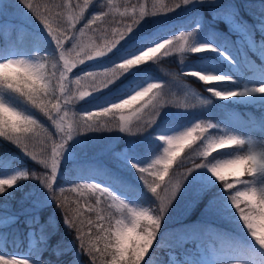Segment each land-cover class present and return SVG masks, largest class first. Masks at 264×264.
<instances>
[{"label": "trees", "instance_id": "trees-1", "mask_svg": "<svg viewBox=\"0 0 264 264\" xmlns=\"http://www.w3.org/2000/svg\"><path fill=\"white\" fill-rule=\"evenodd\" d=\"M17 1L21 3L20 0ZM173 2L174 0H111V6L105 7L109 4V0H89L88 6L84 7V11L77 21L82 26L87 24L88 20L101 10L109 13L87 27L92 30L94 40L102 44L105 39L111 38L113 29L119 30L124 23L131 22V10L133 8L138 13L140 6H144L146 10L151 12L157 11L160 3L171 6ZM33 3L39 5L41 11L51 8L52 13L59 14L58 16L54 15L53 18L56 23L53 25L62 23L68 11L72 8L75 9L74 5L84 6V0H33ZM153 4L157 5L156 9L153 8ZM57 5H63V7H56ZM4 7L8 12L13 8L9 0L4 1ZM218 7L232 11L237 21L214 14L212 10ZM28 10L35 16L30 9ZM78 10L80 9L78 8ZM198 12L203 17V23L208 25L210 30L217 35L219 45L209 44L212 45V48L203 52H185L184 54L161 57L156 64V72L168 79L194 85L206 96L198 101L205 104L203 101L207 100L208 103L206 104L211 106L212 119L208 121L218 124L219 127L205 129L203 133L199 130L195 135L198 136V139L190 146L185 147V149L195 148L196 154L184 156V151L179 153L170 166L168 174L176 166V168L179 167L187 172L196 163L211 164L216 163L218 160L221 172L225 175V181L219 182L209 168L193 169L192 172L200 170L207 181L202 184L198 191L182 197L183 203L178 209H170L166 217L163 215L156 239L151 246L153 248L150 247L151 249H149L141 264H144V261H147V264H170L167 251L171 249L189 253L190 251L187 249L188 239H182L180 236H195V241L200 236H204L205 238H214L218 243L219 237H225L230 245L227 247L236 246L240 243L241 239L239 237L241 236L244 238L251 237L246 225L243 224L242 218L239 217V211L231 204L229 197L235 195L237 191H244L242 182H251V186L257 188L264 187L262 174L257 173L253 176L245 174L236 177L228 172L226 164V161L234 159L236 155H244L249 150L255 151L247 133L262 123L264 101L254 100L253 92L229 98H218L212 91H208L212 88L244 90L250 88L247 83L257 74H264V60L260 57V51L264 48V0H205L204 3H199L196 0V2L188 6H182L166 15L158 13L154 17H146L129 35L130 38L126 42L121 41L118 48L110 53L108 59L118 61L121 58V53L132 48L140 41L150 40L156 33H158V39H160L179 30L180 26L192 25L198 19ZM29 19L34 26L39 27L42 25V28H44L38 17H29ZM181 32L186 33V31ZM16 38L18 37L15 34L9 40H5L3 36L0 37V54L2 56L6 55L9 48L18 45L17 41L13 40ZM239 39L243 41L242 47L238 42ZM230 42L236 45V60L234 61H230L225 52L230 47ZM195 44L201 43L195 42ZM25 46L30 50L33 45L30 41L25 40ZM210 58L218 59L230 70V75L227 76L230 79L206 83L201 82L193 75L183 76L179 80L173 78L178 73L194 71L186 68L184 64L203 63ZM145 66L146 64L141 65L139 68L145 69ZM5 95L8 98L12 97V94L7 90ZM140 103H134L133 108H138ZM185 108L190 109L189 107ZM176 109H179L177 114L174 112L175 109H168L167 113L171 115L168 116L169 120L164 121L165 124L174 123L182 118L185 119L186 112H183L180 108ZM205 109L210 111V108ZM202 127H205V123ZM158 129H153L146 135L147 141L141 146L142 150H146L145 143H147L145 145L151 147L155 145L154 143L159 144L162 142L163 144L164 141L161 139V135L159 136L158 131H156ZM226 131L230 134L240 135L245 139V145L232 146V148L238 150L228 147L225 149H210L207 157L198 154L203 151L201 141L204 137L218 139ZM122 144L127 145L126 142L120 141L117 146L119 147ZM218 152L225 154L217 155ZM3 161L11 165H28V171L37 174L39 172L31 168L33 162L27 156L13 153L11 142L0 137V171L5 165ZM65 163L59 171L57 181L60 187L56 190L57 195L66 200L65 207H61L59 202L54 200L52 196L50 198V193H48L49 204L45 201L44 207L39 209L37 216L25 214L23 207L20 208L19 200L25 194L34 192L35 182L39 179L33 177L21 178L18 183L19 190L15 193H13L12 187H8L6 191L0 193V255L18 257L25 255L24 257L29 259L30 264H89L91 258L86 254V251L81 250L76 228L65 223V208L72 210L71 214L74 216L77 227L85 234V238L87 239L90 236L92 243L99 248L105 246V240L98 239V237L107 235L108 221L105 220L99 225V227L106 229L104 232H100L96 225L97 215L111 216L112 229L114 230V221L116 218H120V214L116 211L119 205L113 202L110 197L103 196L99 206H97L95 199L97 194L93 189L84 188L83 185L86 184L97 183L105 186L120 198L125 199L130 208L134 207L137 210L148 209L150 213L155 214V209L160 204V200L148 190L147 184L142 182V176L138 168L134 166L137 164L133 161L130 163V160L122 155H114L108 163L89 162L88 160L73 158L66 160ZM223 183H230L232 188H223ZM144 185L146 187H143ZM61 188L64 189L62 193L59 191ZM240 205L245 213L251 211L255 230L260 233L264 232V205L254 207L244 197L240 198ZM90 206L94 209L93 211H88ZM77 208L80 210L78 214ZM1 217L5 218L2 219ZM89 221H92L91 225H89ZM2 222H10V224L3 225ZM146 223V221H141V227ZM40 226H42V236L39 232ZM259 228L262 230H259ZM172 236H177L183 242H180L179 239L174 240L172 238L171 240ZM110 259V256H106L105 262L110 261ZM97 264H101V262L97 261ZM178 264L189 263L184 261Z\"/></svg>", "mask_w": 264, "mask_h": 264}, {"label": "snow or ice", "instance_id": "snow-or-ice-1", "mask_svg": "<svg viewBox=\"0 0 264 264\" xmlns=\"http://www.w3.org/2000/svg\"><path fill=\"white\" fill-rule=\"evenodd\" d=\"M20 2L39 18L51 39L52 50L41 52L42 54L30 56L27 59H18L16 58L18 56H16L6 57L0 61V137L20 147L30 158L36 160L38 164L43 166L45 171L41 174H37L28 170H21L9 177L0 178V193L6 191V188L15 185L18 179L33 177L41 181L44 187L49 190L53 199L58 201L61 207H65L66 200L61 199V197L57 195L54 182L57 181L59 165L67 141L78 132L98 130L101 127L105 128L106 124L101 118L107 117L109 114L115 116L118 112L121 114L119 115V122L116 127L122 131L132 132V119L130 116L123 115L125 109L132 110L133 114L137 116V119L140 118V113L143 112L146 117L143 130H146V128L150 127L156 121L163 107L161 93L166 86L159 82L148 83L146 86L139 87L138 90L127 95L126 98L119 102L111 103L100 109H95V111L84 112L79 120L73 119L72 122L65 127L64 120L68 116V112L65 109L68 105L74 103L76 100L88 97L92 92L108 87L126 74L130 75L141 65H145L149 62H158L161 57H169L173 52H178L180 54L185 52H203L212 48V45L194 43V34L197 28H199V24H197L191 32H180L178 37L173 35L171 38L158 39V33H156L150 40L140 41L136 45H133L132 48L121 53V58L113 62L110 66L99 71L84 72L83 76H76L75 84L77 86V91L73 92L71 88L72 82L68 80V76L70 73H73V69L77 68V64H83L85 60H91L110 54L113 50L118 48L121 41H124L133 33L146 17H154L158 13L166 15L182 6H188L196 2V0H174L171 6L160 3L158 10L151 12L146 10L144 6H140L138 13L136 9L133 8L131 10V22L124 23L119 30L113 29L111 38L105 39L102 44L90 45L87 50L81 48L80 53H77L75 62H70L66 59L65 42L76 40L75 34L69 37L68 32L75 27L72 21L77 19V17L69 15L68 26L66 28L62 29L59 24L53 27V24L56 23L53 17L59 14L52 13L51 8H46L45 11H41L40 6L34 4L33 0H20ZM198 2L204 3L205 0H198ZM88 4L89 0H84V6L76 5L75 7L79 8L81 13H83L84 7H87ZM110 6L111 0H109V4L105 7ZM56 7H63V5H57ZM153 8L156 9L157 5L153 4ZM5 13L6 8L4 7V0H0V16H3ZM108 14L109 13L101 10L97 15H94L88 20V23L85 24L84 27L87 28L94 21ZM81 31H83V29H81ZM174 41L176 43H174ZM75 47L76 45H73V48ZM68 51H72V49ZM81 53L84 59H79ZM19 56H23V54ZM187 75L196 76L201 82H206V79L210 81L206 83L230 79L221 75L205 74L199 71L178 73L173 78L179 80ZM202 76L204 78H202ZM82 80L88 82L87 87H89L91 91L79 90L80 87L83 86L81 85ZM6 90L12 94L11 98L6 97ZM208 91H212L218 98H229L237 95H245L248 92L264 93V84L244 90H222L212 88L208 89ZM136 102L141 103L138 108H133ZM203 102L205 104L208 103L207 100ZM24 105L29 108L38 109L44 116L52 120L59 133V140H52L50 150L47 148L42 150L39 153V159H37L35 153L29 152V146L25 142L28 138L25 134L29 133L32 126L36 125L38 121L34 114L23 107ZM182 106L188 107L187 104ZM61 113H63V115H61ZM218 127V124L211 121L205 122V127L201 126V122H197L193 127L187 128L186 131L180 132L178 135L162 136L161 139L166 145L163 147V153L156 156L147 167L134 165L138 168L141 176H143V173L151 171L156 166H160L155 171H152V175L157 177V180H153L151 183H148L147 180L144 181L153 196L157 199H161L157 191L158 187H160L164 177L168 174L169 168L177 155L183 152L186 146H190L198 139V136L194 135L196 130L199 129L200 132L203 133L205 129H215ZM109 130L111 129L109 128ZM140 130L142 129H137V131ZM49 139H51V137H49ZM245 143V139L240 135L230 134L226 131L225 134L219 136L218 139L207 136L204 137L201 141L203 151L198 154L207 157L209 156L210 149L232 148V146H243ZM224 154L225 153L220 152L217 153V155ZM213 159H215V157H213ZM252 159L255 160V163L251 162ZM226 164L228 172L236 177L245 174L253 176L258 172H264V148L258 151L249 150L244 155H236L234 159L226 161ZM202 167L209 168L212 174L215 172L216 175L214 176L219 182L225 181V175L221 172L220 162L218 160L216 163L211 164L196 163L192 168L187 170L185 176H188L193 169ZM179 184L180 182L177 181L172 192V198H175L176 191L179 190ZM242 185L244 191H237L235 195H232L229 199L231 204L235 206V209L239 211V217L242 218L243 224L246 225L250 235L254 237L255 242L264 249V238H261V233L255 230L251 211L245 213L240 205L241 197H244V199L254 207L264 205V187L257 188L251 186V182H242ZM222 186L227 189L232 188L230 183H223ZM83 187L93 189L97 194L95 197L97 206H99L103 196L110 197L113 202L119 205L116 211L120 214V218H116L114 221V230L112 229L111 216L105 217L99 214L97 215L96 225L100 232H104L106 229L99 227V225L105 220L108 221L107 235L98 237V239L105 240V246L99 248L92 243V238L90 236L87 239L85 238V234L77 227L74 216L71 214L72 210L65 208V223L70 227L76 228L79 234L78 241L80 248L83 252L86 251V254L91 258L89 264H97V261L101 262V264H141L156 239L161 219L167 211L168 203H170L171 200H168V203H166L164 199H161L160 204L155 209V214H152L148 209L137 210L134 207L130 208L128 203L125 202V199L120 198V196L114 194L112 190L100 184L91 183L83 185ZM59 191L62 193L64 189L61 188ZM81 195H83V193H81ZM93 210L91 206L88 209V211ZM79 211V208H77V214ZM141 221H146L147 223L141 227ZM82 223L81 221V224ZM91 224L92 221H89V225ZM106 256L111 257L110 261L105 262ZM0 264H30V262L27 259L19 258L14 255H0ZM144 264H147V261H144ZM237 264H239V262H237Z\"/></svg>", "mask_w": 264, "mask_h": 264}, {"label": "rangeland", "instance_id": "rangeland-1", "mask_svg": "<svg viewBox=\"0 0 264 264\" xmlns=\"http://www.w3.org/2000/svg\"><path fill=\"white\" fill-rule=\"evenodd\" d=\"M5 1V0H4ZM13 8L3 16H0V37L4 36L7 40L12 38L15 34L18 38L16 40L18 46H12L6 52V56L0 54V61L6 57H16L18 59H27L30 56H35L42 54L41 52H47L52 50V42L45 28L40 25L38 28L33 25L29 17H34L27 7L23 3H18L17 0H9ZM76 5H74L75 7ZM216 15H222L228 19H234L237 21L235 14L227 9H220V7L212 10ZM81 11L77 7L75 9H70L67 15L64 16L63 22L59 23L61 28H66L68 26L69 15H74L77 19H74L72 23L75 25L73 29L68 32L69 37L73 34L76 36V40L71 42H65V53L66 59L70 62H75L77 53H80L81 48L87 50L90 45H98L100 43L96 42L93 38L92 30L85 28L84 25H79L78 18L81 15ZM198 19L190 26H180L179 30L165 35L160 39L171 38V36H179L181 31L191 32L193 28L199 24L194 34V43L212 44L219 45V39L217 35L210 30L208 25L203 23V17L200 12L197 13ZM57 25H53L56 27ZM83 29V31H81ZM27 38V39H26ZM130 37H127L124 42H126ZM25 40L30 41L32 49H28L25 46ZM12 42V41H11ZM241 47L243 46V41L239 39ZM174 43H176L174 41ZM25 47H23V46ZM73 45H76L73 48ZM28 49V50H27ZM72 49V51H68ZM23 54V56H19ZM172 54H180L178 52H173ZM171 54V55H172ZM184 54V53H181ZM110 54L107 56L85 60L83 64H77V68L73 69V73H70L68 80L71 83V88L73 92L77 91V86L75 84L76 76H83L84 72L87 71H99L103 68L110 66L115 59H108ZM226 55L229 56L231 60L236 58V46L232 43L231 47L226 50ZM262 58L264 59V50L261 51ZM79 59H84L81 53ZM100 61V62H99ZM54 62V61H53ZM62 63V62H61ZM157 62H149L146 64L145 69H136L130 75L126 74L120 77L113 84L106 88L92 92L88 97L80 100H76L74 103L68 105L65 109L68 112V116L64 120V126L67 127L73 119L79 120L84 112L94 111L95 109H100L111 103L119 102L120 100L127 97V95L132 94L139 87L146 86L148 83H162L166 87L161 93L163 98V106L169 105L168 107H162L156 121L146 130H143V125L146 121V117L143 112L140 113V118L133 114L132 110H124L123 115L130 116L132 119L133 131H122L117 128L116 125L119 122V115L121 113H116L115 116L109 114L107 117H103L106 127H101L98 130H91L88 132H78L70 140L67 141L65 150L62 154V158L59 165V171L66 164L65 161L73 159L88 160L89 162H102L108 163L110 158L114 155H122L130 161L135 162L140 167H147L156 156L163 153V147L166 146L163 142L154 143L153 147L144 144L146 150H142L141 146L147 141L146 135L153 129L159 128L158 135L169 136L178 135L180 132L186 131L187 128L193 127L197 122H201V126L204 125L206 121L212 119L211 106L209 104H202L198 100L206 97L203 95L194 85L188 82H177L168 79L156 72ZM186 68L194 71H199L205 74H214L221 76H228L230 70L219 62L216 58H211L203 63L195 64H184ZM87 81L82 80L80 91H91L87 87ZM264 84V75H260L252 82V85L259 86ZM128 90V91H125ZM257 99L264 97V93L254 92ZM78 95V92H77ZM8 97V96H6ZM191 97V98H190ZM187 100L189 101L187 103ZM187 104L190 108L183 107L182 105ZM180 105V106H178ZM28 111L35 115L38 123L32 126L31 131L25 134L28 138L25 142L29 146V152H33L37 155L39 159V153L47 148L50 150L52 140H59V133L56 129L55 124L48 117L44 116L43 113L39 112L38 109L29 108L24 105ZM63 107V104H62ZM180 108L183 112H186L185 119L182 118L174 123H164V121L169 120L171 114L167 113L168 109H175L174 112L179 113ZM205 108H210V111ZM63 115V113H61ZM131 127V125H130ZM109 128L111 130H109ZM140 128L142 130L137 131ZM199 129L196 130L194 135L198 133ZM251 138L255 145L256 151L264 148V122L256 129L254 132H250ZM51 137V139H49ZM120 141L126 142L127 145L122 144L119 147L117 144ZM118 147V148H117ZM11 150L13 153L23 154L27 156L33 163H31V168L38 170V174L43 173L45 170L43 166L37 163L36 160L30 158L20 147L16 146L11 142ZM146 152V153H145ZM195 148H187L184 150V156L195 155ZM4 167L0 171V178H6L14 175L21 170H27L28 165H11L10 163L3 161ZM160 166H156L151 171L143 173L142 182L147 180L151 183L156 180V177L152 175V171H155ZM177 167V166H176ZM174 168L163 182L160 184L158 193L161 199H164L168 203V209L164 216L168 215L170 209H178L182 205V197L189 196L195 191H198L202 184L207 181L200 170L193 171L185 176L186 171L181 170L179 167ZM263 173L264 172H258ZM59 176V174H58ZM58 178V177H57ZM12 186L13 193L17 192L18 183ZM177 181L180 182L179 190L176 191L175 198H172V192L176 186ZM56 190L60 187L58 181L54 182ZM36 188L31 194H25L20 200V208L24 210L25 214L29 216H37L39 214V209L44 207L45 201L48 203V193L49 190L44 187L40 180L35 182ZM143 187H146L145 185ZM116 190V189H115ZM117 191V190H116ZM126 196V195H125ZM51 198V195H50ZM49 198V200H50ZM161 199L160 202H161ZM49 204V203H48ZM185 210V209H182ZM152 213V212H151ZM2 219L5 217H1ZM4 221V220H3ZM3 225L10 224V222H2ZM259 230H262L259 228ZM139 231V229H138ZM40 235L42 236V226H40ZM195 236H180L182 239H188L190 241L194 240ZM172 238L182 239L177 236H172ZM219 243L214 238L205 239L204 236H200L199 241L195 245H189L187 248L191 251L190 253L184 251H175L174 249L167 251L168 261L170 264H178L182 261H187L189 264H264V249H262L256 242L254 237H249L248 239L241 240L236 246H230L228 240L225 237L218 238ZM223 247V248H222ZM153 248V247H151ZM150 248V249H151ZM25 256V255H24ZM20 255V258L29 260L27 257Z\"/></svg>", "mask_w": 264, "mask_h": 264}, {"label": "clouds", "instance_id": "clouds-1", "mask_svg": "<svg viewBox=\"0 0 264 264\" xmlns=\"http://www.w3.org/2000/svg\"><path fill=\"white\" fill-rule=\"evenodd\" d=\"M202 78H204V77L202 76ZM206 82H210V81H208V80L206 79ZM177 146H178V145H177ZM251 162H252V163H255V160L252 159ZM213 175H216V173L214 172ZM261 238H264V232H261Z\"/></svg>", "mask_w": 264, "mask_h": 264}]
</instances>
